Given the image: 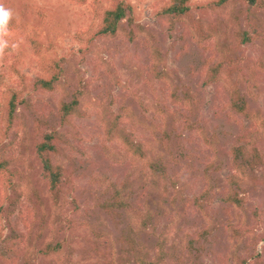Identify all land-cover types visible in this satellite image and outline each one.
Returning <instances> with one entry per match:
<instances>
[{"label": "rangeland", "instance_id": "obj_1", "mask_svg": "<svg viewBox=\"0 0 264 264\" xmlns=\"http://www.w3.org/2000/svg\"><path fill=\"white\" fill-rule=\"evenodd\" d=\"M123 1L133 14L101 38L115 0H3L23 42L0 59V264H264V72L205 66L246 27L242 4L192 8L169 29L167 0ZM254 19L264 30V11ZM200 21L218 29L199 43ZM235 53L264 66L263 41ZM55 76L54 90L38 87ZM74 98L79 114L63 122ZM38 122L59 134V198ZM58 242L70 247L43 254Z\"/></svg>", "mask_w": 264, "mask_h": 264}, {"label": "trees", "instance_id": "obj_2", "mask_svg": "<svg viewBox=\"0 0 264 264\" xmlns=\"http://www.w3.org/2000/svg\"><path fill=\"white\" fill-rule=\"evenodd\" d=\"M231 1L242 4L240 13L241 16H243L245 19L246 27H243L242 29L237 28L239 26V23H237V29H234V31L231 32L233 38H235L234 41H232L234 42L233 46H231L232 48L229 46L225 47L224 54L221 56L222 60L220 59L219 61L215 62V64H213L214 57H212L205 62V66L209 68V70L212 72V75H214L215 77H217V75L219 74L220 69L227 68L229 69V71L236 69H238L239 71H245L247 69H250V72L254 77L257 69H262L264 72L263 63L260 64L255 60V63H253V61H250L253 59H245L244 55H236L235 51H241L242 46L250 42L252 43L259 40L264 42V30L254 19L259 11H264V0H219L210 4H202L197 6L191 4V0H167L165 6L158 14L161 18H164L165 22L169 25V29H173L177 21L182 22L184 17H191L192 8H203V10H206V12L209 10L221 11L226 6H228L229 2ZM6 7H9V5H7ZM132 14L133 7L130 4L126 3L123 0H115V3L102 13L101 26L96 32V35L101 38L117 36L120 31V25L122 24V22L128 19L129 15ZM235 21L239 22V16L235 18ZM211 26L213 27L212 32H207L203 28V22H194V33L195 36H197V40L199 43L202 40L206 41L207 39L214 37L218 28L216 27V25H214V23H211ZM204 48L206 50L211 49L210 46L207 45H204ZM225 65L227 67H224ZM56 77L57 76L52 77L49 80L39 78L37 79V85L40 88L52 91L57 84ZM234 108L244 116L248 115L246 113L247 105L245 103H242L241 105H235ZM14 112L15 105L11 104V120L13 119ZM78 112L79 100L77 98H74L68 104H63L60 108V115L63 122H68L70 116L72 114H79ZM37 127L38 132L40 131L41 134V139L37 146V155L41 163L42 174L49 185V192L52 194V197L59 198L60 189L66 182L65 177H67L62 167L56 165L53 161V157L59 152V134L55 135L53 132L49 133L47 131L49 130V125L46 122H38ZM3 169H6L5 165L4 163H0V172ZM233 199H235V197L233 198L231 196L229 201H232ZM241 233V231H238L236 235L240 236ZM69 247L70 246L65 242H58L56 244L50 243L47 245L45 250H43V254L45 256H50L55 252H59L63 248Z\"/></svg>", "mask_w": 264, "mask_h": 264}, {"label": "clouds", "instance_id": "obj_3", "mask_svg": "<svg viewBox=\"0 0 264 264\" xmlns=\"http://www.w3.org/2000/svg\"><path fill=\"white\" fill-rule=\"evenodd\" d=\"M15 13L11 8L4 5L0 0V59H3L6 51L16 52L19 50L23 41L13 40L11 27Z\"/></svg>", "mask_w": 264, "mask_h": 264}]
</instances>
